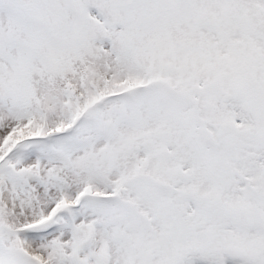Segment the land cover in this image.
<instances>
[{
	"label": "snow or ice",
	"instance_id": "snow-or-ice-1",
	"mask_svg": "<svg viewBox=\"0 0 264 264\" xmlns=\"http://www.w3.org/2000/svg\"><path fill=\"white\" fill-rule=\"evenodd\" d=\"M0 264H264V0H0Z\"/></svg>",
	"mask_w": 264,
	"mask_h": 264
}]
</instances>
